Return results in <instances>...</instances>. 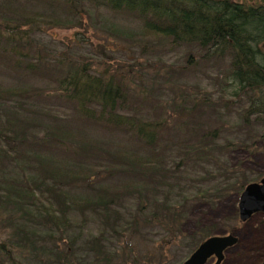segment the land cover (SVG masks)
Instances as JSON below:
<instances>
[{
	"label": "trees",
	"instance_id": "16d2710c",
	"mask_svg": "<svg viewBox=\"0 0 264 264\" xmlns=\"http://www.w3.org/2000/svg\"><path fill=\"white\" fill-rule=\"evenodd\" d=\"M26 5L31 9L48 8L66 18L32 13L22 9ZM93 7L141 21L142 29L137 34L126 35L111 28L118 36L135 42H165L189 48L190 57L197 56L198 64L204 62L209 67L213 87L175 93L172 104L169 101L163 106L132 78L127 80L110 74L108 68L98 72L91 62H78L63 55L48 59L44 48L29 34L30 29L20 24L24 20L47 17L86 27ZM0 64L21 76L52 82L56 92L49 97L73 111L70 120L61 122L55 113L47 110L44 113L60 124L50 125L49 131L42 135L30 132L29 128L40 122L29 117L26 111L33 113L30 103L38 96L43 97L44 91L0 83V221L20 235L14 243L16 246L27 250L36 261L44 259L45 264H74L71 256L77 250L74 245L77 237H70L68 247L58 242L65 240L64 235L76 225L70 218L72 210L82 215L87 210L93 212L102 227L97 236L84 242L82 251L89 261L84 259L75 264H181L182 259L171 263L167 255H163V261L156 262L151 252L138 254L124 237L125 232L135 233L141 225L161 226L170 241L185 218L184 202L172 204L171 192L160 188L174 189L176 185L182 188L172 182L176 171L190 162L198 166L201 162L217 165L234 150L254 152L259 142L264 143V0H0ZM170 83L177 85L174 79ZM11 101H17L18 110L14 105L9 106ZM23 101L29 102L28 108ZM36 109L39 112L41 108ZM220 112L224 113L220 117L232 118L230 125L220 122L219 116L205 122L207 114ZM149 114L157 120H151ZM175 115L179 120L187 119L180 125ZM75 120L120 135L138 147L130 153L115 149L109 152L101 144H93L70 130L69 123ZM172 123L176 131L174 141L178 142L167 141L164 135ZM182 134L183 139L179 138ZM174 146L177 149L171 158L168 151ZM139 148L146 152L136 151ZM43 150L71 155L75 162L66 163L78 169L62 167L61 159L58 161L55 157L47 159L39 153ZM91 157L107 159L109 166L97 164L87 169L84 161ZM13 166L21 172V177L14 176L17 170ZM221 166L223 170L219 173L225 175L226 183L212 191L197 192L194 197L216 205L231 192L242 194L254 181L249 179L247 170L235 173L226 163ZM200 167L211 177L215 176L214 170L204 164ZM101 169L120 174L123 182L93 189L95 194L80 198H70L63 190L65 185L89 182L92 173L98 174ZM159 193H163V199L157 197ZM122 196L138 200L136 211L128 220H124L120 209ZM25 223L45 226L49 230L50 245L36 244L34 241L38 242V238L32 239L30 234L36 235L38 228L28 225L27 230ZM235 227L230 226L229 231L233 232ZM107 233L114 236L108 237ZM213 234L202 228L190 235L189 253ZM113 240L127 243L118 245ZM4 251L1 245L0 264H5Z\"/></svg>",
	"mask_w": 264,
	"mask_h": 264
},
{
	"label": "rangeland",
	"instance_id": "374dc122",
	"mask_svg": "<svg viewBox=\"0 0 264 264\" xmlns=\"http://www.w3.org/2000/svg\"><path fill=\"white\" fill-rule=\"evenodd\" d=\"M22 9H26L32 13L41 12L46 16L54 14L55 17L61 20L66 18L63 14L53 12L52 10H48V8L43 9L37 7L31 9L30 5H26L25 8L23 7ZM90 13L92 18L86 27H82L79 24L70 25L47 17H36L34 20L29 19L32 21L24 20L23 23L20 22V24L23 25L24 28L30 29L29 34L32 35V38L36 39V44L44 48V55L48 59L51 60L56 56L60 57L63 55L78 62H91L92 65L98 68V72H102L108 68L107 71L110 74H117L127 80L132 78L136 85H140V89L150 92L151 95H154L152 98H157L159 101L158 104L163 106L169 101L172 104V98L175 93L180 94L182 92L194 91L197 88L211 89L213 87V81L209 78L211 73L209 67L204 65V62L203 64H198L200 60L196 58L197 56L190 57L191 50L189 48L165 42L162 44L135 42L131 39H127V37L118 36L113 33L111 28L122 31L126 35L130 33L137 34L141 32L142 29L141 21L128 15L112 12L103 8L93 7ZM9 17L13 18L14 16L9 14ZM18 17L23 20L21 15ZM173 79L177 82V85H172L170 83ZM0 83L9 87H32L34 88V92L38 90L44 91L43 97L42 95L38 96L30 103L33 113L26 111L29 117L40 122L37 126L30 127V132H36L38 135H42L46 131H49L50 125H59L60 122L58 121L70 120L73 116V111L67 105L49 97L52 94L55 95L56 86L46 79L34 76H21L16 71L0 64ZM46 96H48V98H45ZM216 96L217 94H214V97ZM23 103L27 108L29 107V102L23 101ZM11 105H14L15 109L18 110L17 101H11L9 106ZM37 107L39 109L41 108L39 112H35ZM47 110H51V112L55 113L59 117V119H57L58 121L55 118V122H53V118L44 113ZM221 114L224 113L220 112L217 115L207 114L205 122L207 119H213L215 116ZM149 116L151 120H157L152 118L153 116L151 114H149ZM175 118H177L176 115ZM220 118V122L224 121L227 125L231 124L232 118L229 116ZM186 119L187 118H181L177 121L182 125L184 123L183 121ZM174 121L175 120L171 122ZM191 123L196 124L193 122ZM69 124L70 130L84 136L93 144H101L104 149H107L109 152L115 149L130 153L138 147L137 144L131 140L129 142V140L127 141L126 138L120 135L107 133L93 125L82 124L76 120L71 121ZM173 127H175V123L171 124L170 129L167 128L164 131V135L167 136V141H174L176 139L174 137L176 131L172 129ZM225 136H227V134H225ZM179 138L183 139L184 135L182 134ZM223 141L224 140L220 139V142ZM101 145L99 146L101 147ZM175 148L177 149V146L173 147L174 150L168 151V155L171 156V158L175 157ZM136 151L142 154L146 152V150L140 148ZM39 153L45 155L47 159L48 157H55L57 160L61 159L60 164L62 167L78 169V167H71L69 163H66L67 161L75 162L73 157L69 154L64 152L61 153L60 151L47 152L45 150ZM97 160L100 159L91 157L84 161V164L87 169L93 168L97 164H102V166L105 167L109 166L107 159H101L100 163H98ZM32 163L33 165H37V162ZM224 163L229 165L231 169L234 168V170H236L235 173L247 170L249 179L254 180L253 182L259 181L264 176V143L259 142L254 152L244 149L234 150L225 155L217 165L201 162L198 166L195 162H190L179 168L178 171H176V176L171 179L172 182L179 184L182 188L176 185L172 187L174 189H169L167 187H161L160 189L162 191L171 192L169 193V200L172 204L180 205L184 202L182 212L185 218L182 220L177 234L175 232V235L172 236L170 241L169 238L166 237L167 231L161 226L146 225L144 227L141 225L139 231L135 233L132 231L125 232L124 237L128 239L127 242L134 247L138 254H144V251L145 254L149 255L151 252L156 262H158V260L163 261V257L166 255L171 263L180 259H182L181 262H183L190 256L188 248L190 235L202 228L214 234L225 235L229 234L230 226L234 225L236 227L232 229L233 232L231 231V233L235 234L239 240L235 246L231 247L226 252V258L223 264H261L264 261L263 212H259L246 222H242L239 218L238 208L241 196L240 193L231 192L216 205H212L210 202L199 200L194 197L197 192L206 190L212 191L226 183L227 179L225 175L219 173L222 172L223 167L221 164ZM200 164H204L207 168L214 170L215 176L211 177L204 168L200 167ZM169 165H172L171 160ZM13 167L17 170V174L14 176L21 177V172L18 168L16 166ZM125 176L130 178V180H135L132 179L131 176ZM177 176H180L181 179ZM234 179L233 177L230 181ZM123 180L120 174L118 175V173H111L110 171L101 169V172L98 174L92 173L89 182L65 185L63 190L69 194L70 198H80L95 194V190L93 189L104 186L114 187L121 184ZM157 197L163 199V193H159ZM137 202L138 200L135 198L122 196L120 199V209L123 213L124 220L130 219V214L136 211ZM147 211H149V209H147L146 212ZM70 218L76 225L64 235L65 240H60L58 242L64 247H68L70 244V237H77L78 240L74 242L77 250L71 256V259L74 264L81 261L84 262V259L88 262L89 257H85V253L82 249L86 240L97 236L101 231L102 227L100 220L89 210L86 211V215L80 214L77 210H72L70 212ZM28 225H35L38 228L36 235L30 234L32 239L38 238V242L37 240L34 242L38 245H48L49 230L45 226L37 223H25L24 228L27 230H29ZM27 233L29 234V231H27ZM19 236L20 235L14 234L11 227L3 225L0 221V246L2 245L3 249H5V254L3 253L5 264H45L44 259L40 258L36 261L27 250L14 244ZM106 236L113 237L114 234L107 233ZM127 242L112 241V243L118 245L126 244ZM112 243L107 242L110 246ZM166 244L168 245L166 246Z\"/></svg>",
	"mask_w": 264,
	"mask_h": 264
},
{
	"label": "water",
	"instance_id": "95a60500",
	"mask_svg": "<svg viewBox=\"0 0 264 264\" xmlns=\"http://www.w3.org/2000/svg\"><path fill=\"white\" fill-rule=\"evenodd\" d=\"M240 220L246 222L259 212H264V176L249 183L240 196L238 203ZM233 234H215L206 238L182 264H207L210 258H216L214 264H221L225 250L238 243ZM264 264V261L261 263Z\"/></svg>",
	"mask_w": 264,
	"mask_h": 264
},
{
	"label": "flooded vegetation",
	"instance_id": "af4514ba",
	"mask_svg": "<svg viewBox=\"0 0 264 264\" xmlns=\"http://www.w3.org/2000/svg\"><path fill=\"white\" fill-rule=\"evenodd\" d=\"M263 213H264V212H263ZM234 246H235V245H234ZM232 247H233V246H232ZM230 248H231V247H230ZM230 248H228L227 250H225V252H224L225 257H224L223 261L221 262V264H223V262H224V260H225V258H226V252H227ZM209 261H210V263H209ZM209 261L207 262V264H208V263H209V264H214L215 261H216V258H210Z\"/></svg>",
	"mask_w": 264,
	"mask_h": 264
}]
</instances>
